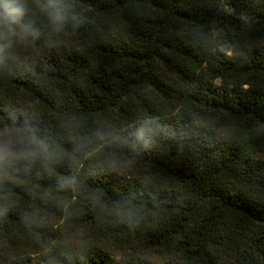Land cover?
Returning a JSON list of instances; mask_svg holds the SVG:
<instances>
[{
    "label": "trees",
    "instance_id": "obj_1",
    "mask_svg": "<svg viewBox=\"0 0 264 264\" xmlns=\"http://www.w3.org/2000/svg\"><path fill=\"white\" fill-rule=\"evenodd\" d=\"M0 144V264H264V0H27Z\"/></svg>",
    "mask_w": 264,
    "mask_h": 264
},
{
    "label": "clouds",
    "instance_id": "obj_2",
    "mask_svg": "<svg viewBox=\"0 0 264 264\" xmlns=\"http://www.w3.org/2000/svg\"><path fill=\"white\" fill-rule=\"evenodd\" d=\"M27 0H0V39H7L11 35L16 34V26L21 24V19L26 11ZM49 20L53 29L59 31L65 22L64 13L54 4L51 7H45ZM25 32L29 31L27 26H23ZM36 31L32 30V35H36ZM31 142L41 151L47 150V144L44 140L39 139L35 135L31 137ZM7 145L0 144V159L9 155Z\"/></svg>",
    "mask_w": 264,
    "mask_h": 264
},
{
    "label": "rangeland",
    "instance_id": "obj_3",
    "mask_svg": "<svg viewBox=\"0 0 264 264\" xmlns=\"http://www.w3.org/2000/svg\"><path fill=\"white\" fill-rule=\"evenodd\" d=\"M238 17V15H236ZM226 34V31H220L218 32L219 38L221 40L220 49L224 51L228 55H236L237 53L232 51L228 47V43L224 42L225 39H223V36ZM62 239L60 242H64L66 244H73L75 246L79 244H83L86 241L91 239V233L88 226H83L80 223H75L69 221L68 223H64L63 229H62ZM110 252L114 254V256L120 260L125 257L124 250H121L119 248H111L109 249ZM149 258L152 259L155 262H161V261H168L169 258L164 255H161L158 251H155L153 249H148Z\"/></svg>",
    "mask_w": 264,
    "mask_h": 264
}]
</instances>
